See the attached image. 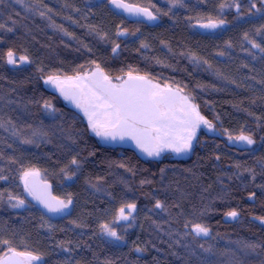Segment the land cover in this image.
I'll return each instance as SVG.
<instances>
[{
    "label": "trees",
    "instance_id": "16d2710c",
    "mask_svg": "<svg viewBox=\"0 0 264 264\" xmlns=\"http://www.w3.org/2000/svg\"><path fill=\"white\" fill-rule=\"evenodd\" d=\"M123 2L156 19L131 18L110 0H0V241L9 242L0 256L11 246L42 264H264V52L250 43L264 47V4L235 0L237 12L233 0ZM209 17L225 23L200 27ZM91 65L183 88L220 134L202 133L185 159L144 160L131 148L99 144L44 86L49 75ZM241 133L255 143L229 142ZM30 169L60 199L71 197L67 214L50 218L29 198L22 176ZM17 199L22 207H12ZM131 203L130 218L118 219ZM194 223L209 235L196 237ZM104 224L121 239L106 235Z\"/></svg>",
    "mask_w": 264,
    "mask_h": 264
},
{
    "label": "snow or ice",
    "instance_id": "6c2138e0",
    "mask_svg": "<svg viewBox=\"0 0 264 264\" xmlns=\"http://www.w3.org/2000/svg\"><path fill=\"white\" fill-rule=\"evenodd\" d=\"M110 2L116 8H122L136 15H144L150 20L156 19V16L147 8H133L125 4L123 0H110ZM170 2L173 7L183 6L182 0H170ZM17 3H23V0H17ZM261 3L264 4V0H261ZM225 6L223 3L220 5L221 11ZM228 6L235 7L237 12L240 11V5L235 3V0ZM251 8H256V4L252 3ZM260 11L261 9L258 8L257 12ZM208 19L210 22L202 23L200 27L216 28L225 23L222 19L218 22H211V17ZM3 27L4 25L0 24V28ZM8 30L11 31V29ZM258 31H264V29ZM245 39H248L247 35H245ZM250 43L253 48H259L261 52H264V47H261L260 44L255 41H250ZM116 47L118 48L119 45ZM19 59L25 61L27 58L21 56ZM7 62L9 64L16 63V57L12 51L7 52ZM126 75L127 79L118 77L119 82L113 83L97 65L94 72L83 76L77 75L61 79L58 75H49L45 84L54 85L66 100L71 101L83 111L87 117L88 126L96 136L113 141L131 139L148 156L158 157L165 150L178 154L188 153L192 150L193 141L196 139L200 125L203 124L209 129L213 127L212 123L200 114L198 106L192 103L189 97L182 95L179 88L173 89L168 85L161 87L159 84H153L144 76H133L131 71ZM44 107L48 109L51 105L45 103ZM0 127H3V124H0ZM228 138L247 145L255 143L250 135L243 133L236 137L229 135ZM23 142L32 143L33 141L26 139ZM72 163L76 164L77 162L73 160ZM38 176L39 172L36 169H30L23 173L22 179L26 191L49 212L62 213L68 209L72 204L71 197L67 200L52 197L48 192L49 186L46 184L41 186L36 179ZM2 178L0 177V179ZM9 199H13V197L9 196ZM24 203V200L17 199L12 207H22ZM155 207L163 208L164 205L160 201H156ZM126 208L135 211L136 204L131 203L120 207L118 219L128 220L130 218L125 213ZM227 215L235 219L238 212L232 210ZM101 227L106 235L117 240L121 239L108 224L101 225ZM185 227L188 225L186 224ZM191 232L196 237H207L210 230L201 223H194L191 226ZM0 244L7 245L9 242L4 240L0 241ZM248 247L256 246L248 245ZM39 260V256L27 251H16L9 246L4 255L0 257V264H32L33 261Z\"/></svg>",
    "mask_w": 264,
    "mask_h": 264
},
{
    "label": "rangeland",
    "instance_id": "374dc122",
    "mask_svg": "<svg viewBox=\"0 0 264 264\" xmlns=\"http://www.w3.org/2000/svg\"><path fill=\"white\" fill-rule=\"evenodd\" d=\"M100 68V67H99ZM101 69V68H100ZM96 70V65H91L90 67H88L87 69H85L84 71H82L81 73H79V74H76V75H72V76H65V75H60L59 77L61 78V79H63V78H65V77H74V76H77V75H81V76H83V75H86V74H91L92 72H94ZM102 70V69H101ZM103 71V70H102ZM103 73L105 74V75H107L108 77H109V79H111L112 80V82L113 83H118L119 82V80L117 79L118 77H124V79H127V73L128 72H126V73H123V74H119V75H116V76H114V75H110V74H108L107 72H105V71H103ZM132 75L133 76H137V75H139V76H144V77H146L148 80H150L153 84H159L161 87H164L165 85H168V86H171L173 89H176V88H179L180 90H181V94L182 95H184V96H187V97H189V99H190V101L192 102V103H194V104H196L195 103V100H194V98H193V96L191 95V94H189L186 90H184L183 88H181V87H179V86H177V85H174V84H170V83H166V82H161V81H157V80H155V79H153V78H151V77H148V76H145V75H140V74H134V73H132ZM48 78V77H47ZM47 78H45L44 79V86L48 89V90H50V91H53V92H55L57 95H59L60 97H61V99L63 100V102H64V104L67 106V107H69V108H71L72 110H74L79 116H80V118H81V120H82V122L87 126V128H88V131H89V133L98 141V143L99 144H101V145H108L107 143H106V141H105V139H103V138H101V137H99V136H96L92 131H91V129H90V127L88 126V120H87V117L84 115V113H83V111L81 110V109H79V108H77L76 106H75V104L74 103H72L71 101H69V100H66L62 95H61V93H60V91H59V89L58 88H56L54 85H52V84H45V80L47 79ZM197 105V104H196ZM198 111L200 112V110H199V108H198ZM200 114H201V112H200ZM202 115V114H201ZM203 116V115H202ZM204 117V116H203ZM213 125V127L211 128V129H209V128H207L205 125H203V124H201L200 125V127H199V129L197 130V133H196V139L193 141V147H192V150L190 151V152H188V153H175V152H172V151H170V150H165V151H163L161 154H160V156H158V157H156V156H148L147 155V153H145V152H143V151H141V149L140 148H135V149H133L140 157H142L144 160H153V159H160V158H162L163 156H169V157H172V158H176V159H185V158H188L189 156H191L192 155V153H193V150H194V148L198 145V143H199V136L202 134V133H204V132H209L210 134H220V132H219V130L216 128V126L214 125V124H212ZM228 138V137H227ZM228 140H229V138H228ZM229 142L231 143V144H233V145H235V146H241V147H251L252 145H247V144H245V143H243V142H240V141H235V140H229ZM111 145V144H110ZM111 146H113V147H118V148H131V147H126V146H124L122 143H117V144H112ZM132 149V148H131ZM31 179V178H30ZM36 179H37V181L38 182H40L42 185H45L46 184V182L44 181V179H43V175L39 172V176L38 177H36ZM22 182H23V184H24V181H23V179H22ZM27 192V195L29 196V198H32V196L28 193V191H26ZM48 192L50 193V195L52 196V197H56V198H58V199H60L59 198V196H58V194L57 193H55V191L52 189V188H48ZM60 200H67V199H60ZM39 204V203H38ZM40 205L42 206L41 207V209L50 217V218H59V217H61V216H64L65 214H67L69 211H70V209H71V207H72V204H71V206L68 208V209H66L64 212H62V213H53V212H49L41 203H40ZM228 218L229 219H232L231 217H229L228 216ZM264 224V223H263ZM5 253V252H4ZM4 253L0 256V257H2L3 255H4ZM33 254V253H32ZM33 255H35V254H33ZM35 256H38V255H35ZM40 257V256H39ZM42 262H43V259L40 257V260L39 261H33L32 262V264H42Z\"/></svg>",
    "mask_w": 264,
    "mask_h": 264
},
{
    "label": "flooded vegetation",
    "instance_id": "af4514ba",
    "mask_svg": "<svg viewBox=\"0 0 264 264\" xmlns=\"http://www.w3.org/2000/svg\"><path fill=\"white\" fill-rule=\"evenodd\" d=\"M105 141H106V143H107L108 145H110V144L112 145V144L122 143L124 146H126V147H131L132 149L139 148V147H137V145H136V146H133V145H132L133 140L128 139V138H125L124 140H119V139H117V140H115V141H113V140H106V139H105ZM111 145H110V146H111Z\"/></svg>",
    "mask_w": 264,
    "mask_h": 264
},
{
    "label": "water",
    "instance_id": "95a60500",
    "mask_svg": "<svg viewBox=\"0 0 264 264\" xmlns=\"http://www.w3.org/2000/svg\"><path fill=\"white\" fill-rule=\"evenodd\" d=\"M126 4V3H125ZM128 5H130V4H128ZM130 6H132L133 8H140V7H138V6H134V5H130ZM121 12H123L124 14H126L127 16H129V17H131V18H134V19H147V17L146 16H144V15H136L135 13H131V12H129V11H126V10H124V9H122V8H118ZM132 145L133 146H136V143H135V141H133V143H132ZM39 184L42 186V184L39 182Z\"/></svg>",
    "mask_w": 264,
    "mask_h": 264
}]
</instances>
